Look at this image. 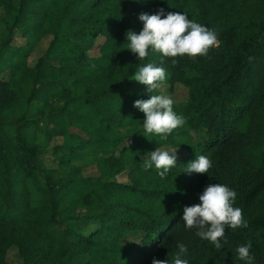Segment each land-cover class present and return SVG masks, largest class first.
Segmentation results:
<instances>
[{"label":"trees","instance_id":"trees-1","mask_svg":"<svg viewBox=\"0 0 264 264\" xmlns=\"http://www.w3.org/2000/svg\"><path fill=\"white\" fill-rule=\"evenodd\" d=\"M124 5L0 0V264H9L12 247L20 264H151L154 257L172 264L178 243L189 264H248L237 248L249 241L253 264H264V0H140L138 15L163 8L217 32L219 46L207 56L178 57L175 65L152 50L142 60L128 50L126 32L138 34L143 23L135 25ZM44 36L43 53L30 63ZM148 63L166 69L165 87L184 89V104L173 110L187 122L138 150L111 132L144 119L133 104L156 91L131 78ZM31 103L37 108L28 113ZM69 128L86 137L66 145ZM196 133L202 139L194 142ZM159 147L178 148L164 178L144 168V154ZM99 148L109 153L97 155ZM200 155L211 159L209 172H185ZM215 183L237 193L234 206L248 224L226 228L222 249L182 220L183 208ZM90 222L99 227L85 235ZM130 233L140 241L131 256L121 246Z\"/></svg>","mask_w":264,"mask_h":264},{"label":"clouds","instance_id":"clouds-1","mask_svg":"<svg viewBox=\"0 0 264 264\" xmlns=\"http://www.w3.org/2000/svg\"><path fill=\"white\" fill-rule=\"evenodd\" d=\"M138 19L143 23L142 30L137 34L131 30L126 32L128 50L137 56L138 60L145 59L149 50L159 53L162 57L171 59L172 65L177 63L178 57L187 56L191 59L207 56L209 51L219 46L218 34L194 20H190L186 13L158 9L154 14L141 13ZM132 80L145 85L152 93L162 89L167 79L164 67L148 63L140 67ZM174 100L164 93L151 95L147 100H136L133 107L144 114L142 127L146 134L167 139L173 131L183 127L187 120L173 110ZM178 148L168 150L156 148L144 160L145 170L153 166L158 175L164 178L169 170L177 164ZM213 167L208 156L200 155L187 164V173L207 174ZM237 193L227 185L215 183L207 185L199 195V204L185 206L182 220L187 229H195V234L203 240L212 243L216 249H222L226 228L233 230L247 228L243 211L234 206ZM98 224L90 225L85 235L98 228ZM227 243V240H224ZM178 252L172 264H189L186 255L188 248L183 243L177 244ZM251 242L237 248L241 260L253 264L254 256L250 254ZM151 264H169L165 260L153 258Z\"/></svg>","mask_w":264,"mask_h":264},{"label":"rangeland","instance_id":"rangeland-1","mask_svg":"<svg viewBox=\"0 0 264 264\" xmlns=\"http://www.w3.org/2000/svg\"><path fill=\"white\" fill-rule=\"evenodd\" d=\"M124 2H125V5H124L125 14L132 20V22L135 25L140 26L141 21L138 19L139 15L137 14V11H136L137 6L140 4V0H124ZM0 17H1V10H0ZM2 28H3V25L0 23V35L2 33ZM49 39H50L49 36H44L41 40L37 41L33 45L29 53L30 63H32L38 56H40L43 53ZM13 41L16 44H21L23 42L22 38H20L17 35L14 36ZM161 92L166 95H169L174 100V106H180L184 104V101H185L184 96H183L184 89L181 86L174 84L172 85V87H168V86L165 87L164 85L162 89L156 90L154 95L160 94ZM36 108H37V104L31 103L30 105H28L27 112L31 113ZM89 115H91L92 118L94 119L96 118V116H94L91 112H89ZM142 124H143V119L137 120V121L128 119L127 122L121 128L113 129L111 132V135L113 137L125 136L127 137V143L133 139V146L135 148H137L138 150H141L143 148L147 149L152 145V136L145 133V131L143 130ZM85 137L86 136L82 131L75 129V128H69L65 134L64 142L66 145L68 144L71 145V144H74L78 139L85 138ZM193 137H194V142L199 140L200 138L202 139L199 133L194 134ZM58 142H60V140L56 138L54 140V143H58ZM159 148L168 150L169 152L174 150L171 147H159ZM152 151L145 153L144 156L149 157L150 152ZM96 153L97 155H105L109 153V151L106 149L99 148L96 150ZM46 164L50 166L53 164V161L49 159L46 162ZM86 172L88 174H94L93 168L87 169ZM30 201H32L31 197H30ZM90 225H93V223L90 222L87 225L86 229ZM139 243L140 241H138L137 234L130 233L127 235V237H125L124 240L121 241V246L124 250H127L129 252V255L131 256L134 254L135 249L138 248ZM4 257L9 264H20V258L16 253L15 247L8 249ZM171 259H174V257H171Z\"/></svg>","mask_w":264,"mask_h":264}]
</instances>
